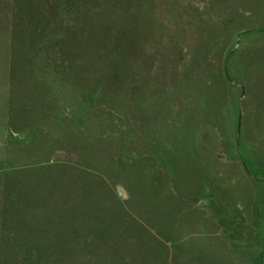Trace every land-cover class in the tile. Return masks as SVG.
<instances>
[{"label":"rangeland","instance_id":"374dc122","mask_svg":"<svg viewBox=\"0 0 264 264\" xmlns=\"http://www.w3.org/2000/svg\"><path fill=\"white\" fill-rule=\"evenodd\" d=\"M0 264H264V0H0Z\"/></svg>","mask_w":264,"mask_h":264}]
</instances>
